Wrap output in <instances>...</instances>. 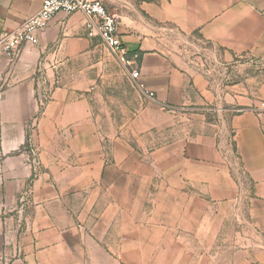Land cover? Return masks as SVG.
I'll return each mask as SVG.
<instances>
[{
    "label": "crops",
    "instance_id": "1",
    "mask_svg": "<svg viewBox=\"0 0 264 264\" xmlns=\"http://www.w3.org/2000/svg\"><path fill=\"white\" fill-rule=\"evenodd\" d=\"M42 1L0 0V38ZM100 1L156 99L83 13L0 57V264H264V0Z\"/></svg>",
    "mask_w": 264,
    "mask_h": 264
},
{
    "label": "built area",
    "instance_id": "2",
    "mask_svg": "<svg viewBox=\"0 0 264 264\" xmlns=\"http://www.w3.org/2000/svg\"><path fill=\"white\" fill-rule=\"evenodd\" d=\"M59 13L71 15L83 13L86 16V31L90 38H98L135 82L136 88L147 98L156 99L153 91H148L140 80L137 65L138 55L129 56L128 49L118 34V18L108 12L100 0H43L39 13L28 18L16 30L0 38V57L7 58L13 65L20 57L25 46H38L40 37L52 24ZM164 108L171 110L168 105ZM264 111V103L261 106ZM33 162L39 165L35 151Z\"/></svg>",
    "mask_w": 264,
    "mask_h": 264
},
{
    "label": "rangeland",
    "instance_id": "3",
    "mask_svg": "<svg viewBox=\"0 0 264 264\" xmlns=\"http://www.w3.org/2000/svg\"><path fill=\"white\" fill-rule=\"evenodd\" d=\"M169 37L172 42V45H176L180 49L187 48L191 52L190 57H191V60L195 62V64L203 63L204 66L209 70L212 81H215L216 83L217 82H223V83L234 82L237 80L238 76L242 75L244 71L243 69H239L235 71V69L239 68V65L230 66V65H226V64L219 62L217 58L214 57V54H216L214 47L202 41L197 35L190 36V37H183L181 35H178L177 33L171 32L169 34ZM254 64H256V67H259L260 69L264 68L262 64H257V63H254ZM234 71L237 73L238 75L237 77L235 75L231 76V73ZM227 75L231 77H228ZM124 77L125 75L122 76L123 79H120V80L124 81L125 80ZM130 87L133 90L136 89L135 86H132L131 83H130ZM141 96L142 95L139 93V99H138L139 101L141 99ZM208 110H210L209 113H214L212 112L213 108L211 109V107H208ZM227 139H228V143L230 144L231 137L227 136ZM235 228H236L235 224L231 226L230 229L232 230V233ZM231 236H233V234H231Z\"/></svg>",
    "mask_w": 264,
    "mask_h": 264
}]
</instances>
